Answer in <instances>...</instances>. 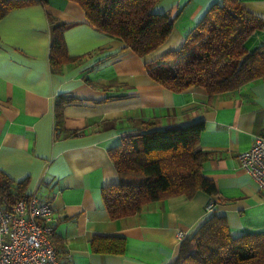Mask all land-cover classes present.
I'll return each instance as SVG.
<instances>
[{
    "label": "crops",
    "instance_id": "obj_1",
    "mask_svg": "<svg viewBox=\"0 0 264 264\" xmlns=\"http://www.w3.org/2000/svg\"><path fill=\"white\" fill-rule=\"evenodd\" d=\"M221 0H158L153 10L173 21L155 50L138 56L124 43L91 26L78 3L47 0L0 18V172L23 193L53 205L51 240L59 264H168L178 254L176 233L189 234L213 212L231 234L264 232V188L240 168L237 154L264 131V77L209 96L200 87L171 91L147 74L145 62L179 48L206 10ZM263 21L246 46L264 42V0H240ZM75 60L53 70L49 47L55 24ZM73 95L63 108L65 137L54 134V100ZM204 121L198 148L209 152L201 173L216 194L197 192L146 203L132 215L110 218L101 195L118 181L108 149L124 136ZM153 122L147 129L144 123ZM124 238L122 252H101L95 239Z\"/></svg>",
    "mask_w": 264,
    "mask_h": 264
},
{
    "label": "trees",
    "instance_id": "obj_2",
    "mask_svg": "<svg viewBox=\"0 0 264 264\" xmlns=\"http://www.w3.org/2000/svg\"><path fill=\"white\" fill-rule=\"evenodd\" d=\"M47 0H0V18L13 9ZM82 8L86 21L97 30L120 39L138 56L155 50L168 37L173 21L153 10L158 0H72ZM49 22L55 24V19ZM55 24L49 47L53 70L75 57L66 50L64 30ZM263 21L240 0L212 4L188 33L179 48L145 62L147 74L163 87L180 92L203 88L209 96L239 88L264 77V42L248 49L249 36ZM77 101L73 95L54 100V134L74 135L64 128L63 108ZM149 129L153 122L144 123ZM204 121L196 120L172 129H151L124 136L108 149L118 181L101 189L104 206L112 219L139 212L151 201L201 191L216 194L214 182L201 173L209 152L198 148ZM25 180L14 183L0 172V201L22 194ZM101 252H122L124 238L105 236L93 243ZM168 264H264V232L230 233L224 215L208 213L179 244L178 254Z\"/></svg>",
    "mask_w": 264,
    "mask_h": 264
},
{
    "label": "built area",
    "instance_id": "obj_3",
    "mask_svg": "<svg viewBox=\"0 0 264 264\" xmlns=\"http://www.w3.org/2000/svg\"><path fill=\"white\" fill-rule=\"evenodd\" d=\"M239 166L254 179L258 189L264 188V131L251 145L237 154ZM214 199L206 204V212L214 210ZM50 201L36 193H13L0 201V264H59L51 236ZM181 241L186 233L178 230Z\"/></svg>",
    "mask_w": 264,
    "mask_h": 264
}]
</instances>
